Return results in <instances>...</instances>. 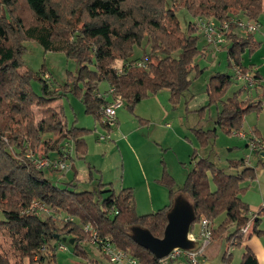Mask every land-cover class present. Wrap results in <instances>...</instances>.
I'll list each match as a JSON object with an SVG mask.
<instances>
[{
    "label": "trees",
    "instance_id": "1",
    "mask_svg": "<svg viewBox=\"0 0 264 264\" xmlns=\"http://www.w3.org/2000/svg\"><path fill=\"white\" fill-rule=\"evenodd\" d=\"M180 6L196 18L225 21L243 13L254 20L264 8V0H181ZM179 11V5L174 2L169 6L168 0H0V264H26V260L29 264H48L47 257L51 264L64 236L74 238V243L78 242L77 253H82L80 242L91 237L84 230L87 224L100 236H110L140 264H165L166 259L156 258L135 243L131 228L139 225L162 237L167 212L178 195L192 203L197 222L224 216L213 229L209 248L225 239L228 249L224 258L229 255L226 261L231 255L229 248L240 245L246 235L264 237V229L260 228L264 207L253 218L250 231H241L250 212L249 204L241 197L247 189L242 184L256 174L244 159L231 161L230 167L237 172L230 173L210 158L194 153L192 160L196 165L188 171L179 189H175V180L166 170L159 180L167 186L171 203L156 212L138 215L132 187L117 193L110 183L101 181L94 189L78 191L70 187L76 186L71 181L60 188L27 157L28 151L43 157L53 153L59 156L69 138L75 140L78 154L83 155L87 148L84 134L88 130L70 127L63 111L52 106L59 98V89L51 88L44 69V78L29 70L19 72L25 40L34 39L46 50L64 52L78 61L77 73L70 77L84 85V91L77 93L86 112L102 121L101 109L108 102L98 96L103 81L109 82L115 88L114 94L120 95L134 111L144 98L162 89H168L178 102L192 83L191 73L202 72L198 60L207 57L209 44L200 45V32L194 23L182 28ZM25 15L31 17L27 22ZM235 29L236 25H232L227 35L231 43L226 47L229 63L260 80V73L253 71L254 64H243L244 54L253 55L260 43L253 33L240 36ZM136 47H142V52L132 59ZM146 55V66H137L136 61ZM116 59L124 61L122 73L113 67ZM35 79L41 82L40 93L32 86ZM232 79L227 73H217L207 89L210 103L222 102L216 123L227 132L240 130L245 114L261 106V102L240 99L239 94L224 100ZM195 131L203 146L215 134V128L205 131L198 127ZM35 200L72 219L42 216L43 212L31 208ZM113 209L118 213L111 215ZM241 264H259L248 247Z\"/></svg>",
    "mask_w": 264,
    "mask_h": 264
},
{
    "label": "rangeland",
    "instance_id": "2",
    "mask_svg": "<svg viewBox=\"0 0 264 264\" xmlns=\"http://www.w3.org/2000/svg\"><path fill=\"white\" fill-rule=\"evenodd\" d=\"M174 2L179 5V20L182 28L186 29L189 22H195L196 17L180 6L181 0H168L169 6ZM25 16L26 22L31 19L30 15ZM238 16L246 18L243 13ZM254 20H259L261 23V27L253 33L254 38L260 43V47L251 56L245 53L243 63L244 65L253 63L255 67L261 64L259 67L263 75L260 74L261 79L257 80L260 82L264 78V8L259 13L258 19ZM238 30L242 36L247 34L242 29ZM199 35L200 45L205 44L206 41L201 33ZM24 44L25 50L21 55L23 67L19 72L24 73L29 70L44 78L43 71H45V77L51 88L59 89V98L53 102L52 106L63 111L64 118L70 127L76 126L88 130L84 134L87 144L85 154H78L73 138H71L72 141L63 143L66 150H71V158L68 160L69 169L63 171L46 169L44 171L55 185L64 188L67 183L74 181L76 186L70 185V187L80 191L94 189L101 181L112 182L115 179L118 181L123 176L128 178L132 171L136 170L134 161H137L138 158L145 161L149 177L159 176L152 182H156L160 188L163 187L162 189L168 192L167 186L159 181L164 170L173 176L175 189H179L186 180L188 171L196 165V161L192 160L193 154L196 153L197 157H208L217 167L230 173L237 172V169L230 167V162L244 159L248 166L255 168L256 174L254 178L243 182L242 185L247 189L242 194V198L244 201L259 198V185L264 184V157L261 156V153L252 152L247 146V141L251 138H259L264 142V82L254 88L249 86L245 92L240 91L242 87L241 82L237 79V69L233 64L230 65L226 51L230 42L227 41L224 45L209 44L207 57L198 60L202 72L200 74L191 73L192 83L189 89L180 95L178 102L173 100L168 89H162L152 96L144 98L136 105L134 111L124 104L118 109L116 125L110 129L106 128L102 121L86 112L84 101L77 93V90L84 91V85L81 81L75 82L70 77V74L77 73L79 66L77 60L68 57L64 52L46 50L34 39H27ZM142 47L135 48L137 55L142 52ZM212 47L213 50H211ZM216 47H220V49H216ZM133 57L132 59H136ZM123 62L121 59H116L113 66H119ZM254 62H258L259 65ZM217 73H227L233 78V84L224 100L239 94L240 99L249 98L256 103L261 102L259 108H253L245 114L240 130L233 129L231 132H227L225 128L216 123L222 102L210 103L207 89L211 77ZM32 86L37 93L41 92L39 80H33ZM109 87L107 81L99 84L101 92L108 90ZM37 117L39 118L40 115ZM198 127L205 131L215 128V134L212 135L206 146L201 144L195 131V128ZM240 133H244L245 137L237 135ZM106 134H110L111 138H99ZM59 178L61 179L59 180ZM151 186L155 187L153 184ZM211 186L215 188L213 182ZM133 190L138 215L156 212L162 206L161 192L153 191L148 194V190L144 186L138 187V191L136 187ZM152 200L156 203L160 202V204L152 206ZM41 215L46 216L47 214ZM193 227L195 233L198 234L199 222L195 221ZM64 244L68 249L60 250L58 248L51 264H113L90 240L80 242L79 248L83 251L82 253L76 251L78 242L65 241ZM46 261L50 264L49 257L46 258ZM175 261L178 264H193L188 262L184 256ZM165 262V264L170 263L168 260ZM211 262L212 264H221L222 260L214 257ZM200 263H203V259ZM222 263L227 264V262ZM26 264H29L27 260Z\"/></svg>",
    "mask_w": 264,
    "mask_h": 264
},
{
    "label": "built area",
    "instance_id": "3",
    "mask_svg": "<svg viewBox=\"0 0 264 264\" xmlns=\"http://www.w3.org/2000/svg\"><path fill=\"white\" fill-rule=\"evenodd\" d=\"M195 27L202 34V37L208 44L215 45H224L227 41V35L231 31V26L236 25V29H242L247 34L254 33L261 27V23L259 20H251L248 18H243L240 16H232L229 20L219 21L215 18H209L205 16L197 17L194 22ZM148 56H144L142 59L136 61V65L140 67L146 66ZM124 63V62H123ZM118 73L123 72V64L113 66ZM236 68V67H235ZM237 69V79L240 82H244V89H247L249 86H254L257 83V79L254 77L253 73L244 74L238 68ZM115 88L110 86L108 90L102 92H98V96L104 97L108 100V102L102 107V122L107 128H112L116 125L118 120V109L124 105V100L118 94H114ZM239 136L245 137L244 133L237 134ZM100 139H108L111 138L110 134L101 135ZM67 141H72L67 140ZM248 145L253 152H257L259 150L264 149V143L259 138H251L248 141ZM27 157H29L34 165L38 169L46 170V169H56L63 171L65 169H69V159L71 158V150H66L63 147L62 154L57 158L51 157H43L35 153L34 151H28ZM264 206V205H263ZM31 208L37 209L40 212L46 213L48 215H53L54 217L61 218L63 220H69L70 218L66 213H62L56 208H52L45 203L35 200L33 201ZM118 213V210H111L110 214L114 215ZM256 215L250 213L249 220L242 227V233H247L249 229L252 227L253 218ZM200 224V229L198 234L195 232L189 233V238H191L194 242V247L192 249H182L175 248L166 258V260H177L179 257L184 256L188 262L193 264H200L201 259L204 258L205 253L212 241V232L215 227L214 222L203 219ZM84 230L90 232V242L97 245L101 251L105 254V256L113 263V264H139V260L133 256L129 251H126L120 247H118L112 240L110 236H100L97 230L91 225L87 224L84 226ZM232 242H235L232 240ZM59 248L62 250H66L68 247L64 244V242H59Z\"/></svg>",
    "mask_w": 264,
    "mask_h": 264
},
{
    "label": "crops",
    "instance_id": "4",
    "mask_svg": "<svg viewBox=\"0 0 264 264\" xmlns=\"http://www.w3.org/2000/svg\"><path fill=\"white\" fill-rule=\"evenodd\" d=\"M195 20H196V18H195ZM235 32L238 35H240L238 29H235ZM240 36H242V35H240ZM228 43H229V41H228ZM216 49H220V47H216ZM211 50H213V47H212ZM140 55H141V52L139 53V55H137L136 52H135V55H134L133 58H137ZM254 63L257 64V65H259L258 62H254ZM251 64H253V63H251ZM245 66H248V65H245ZM259 66H256V68L254 69V72H257L258 71L260 74L263 75V72L261 71V68ZM262 82H264V78H263V81H260V82L257 81L256 85H254L253 87L252 86H250V87L251 88L257 87ZM240 84H241V87L242 88L245 85L244 82H241ZM108 85L111 86L109 82H108ZM251 88L248 90V93L250 92ZM247 89H244L243 88V91L245 92V90H247ZM100 92H101V90H99V93ZM167 125H170V124L167 123ZM248 141H247V146H249L248 145ZM134 156L137 157V155H134ZM50 157L51 158H57L58 156H57V154L53 153V154L50 155ZM134 166L136 167V170L135 171H132L131 175L128 178H126V177L123 176L121 178V180H118L117 181V179H115L112 182L110 181V182H105V183H110L112 185L113 189L117 193L121 189H123L125 187H133V188L136 187V189L138 191V187L144 186V187L147 188L148 194H151L153 191H156V193L161 192V196H162L161 205L162 206L160 208H158L157 210H159V209H161V208L169 205L171 203V197H170L169 190L167 189L168 192H166L164 189H162L163 187H161V188L159 187L160 186L159 184H157L156 182L155 183L152 182L153 179L157 180L159 178V176L149 177L148 174H147V171H146L145 161H141L138 158H137V161H134ZM50 170H53V169H50ZM74 174H75V178L77 179V173L75 172ZM60 179L61 178H59V180ZM148 183H149V186L147 187ZM152 184H153V186H155L154 188H152V186H151ZM156 186H158V187H156ZM258 193H259V198H254L253 200H249L250 202L249 201H245L250 206L249 216H250V213H252L254 215H257V212L259 211L260 206L262 205V208L264 207L263 206L264 205V184L263 185H259ZM241 197H242V195H241ZM151 204H152V206H154V205L157 206V205L160 204V202L159 203H156L154 200H152L151 201ZM261 216H262L261 217L262 219H261L260 228L261 229H264V217H263L264 215H261ZM221 217H219L218 219H216L215 221H213L215 227H217L219 225V222L224 218V216H221ZM220 218H221V220H220ZM216 221H218V222L215 224ZM250 229H249V231H250ZM190 232H192L191 229H190ZM193 232H195V231H193ZM62 242H65V241L62 240ZM246 247L250 248L255 253V255L257 256V259L259 261V264H264V237L259 236L257 234L246 235L244 237V239H243V242L240 245H237L236 247H234V246L233 247H230L229 248V251H228V254L231 253V255L228 258V261H226L225 259L229 255L226 254V256L224 258L225 252L228 249V243H227V241L225 239H222L221 241H219L216 244H214L212 247L208 248V250L206 251L205 256L203 258V263H200V264H212L211 259L214 258V257L220 258L222 260V262H227V264H229V263L230 264H232V263H234V264H241V262H242V256H243V253H244ZM58 248H59V246H58ZM60 250H62V249H60ZM175 262H176V264H178L177 261H175ZM175 262L174 263L173 262H170L169 264H175ZM222 262H221V264H223Z\"/></svg>",
    "mask_w": 264,
    "mask_h": 264
},
{
    "label": "water",
    "instance_id": "5",
    "mask_svg": "<svg viewBox=\"0 0 264 264\" xmlns=\"http://www.w3.org/2000/svg\"><path fill=\"white\" fill-rule=\"evenodd\" d=\"M264 157V151L261 152ZM196 220L192 203L178 195L167 212V225L162 237H157L148 229L139 225L131 228L132 239L141 247L149 250L156 258H166L175 248L192 249L194 242L189 238L191 225ZM57 237H60L59 235ZM63 241L74 243V238L64 236Z\"/></svg>",
    "mask_w": 264,
    "mask_h": 264
}]
</instances>
